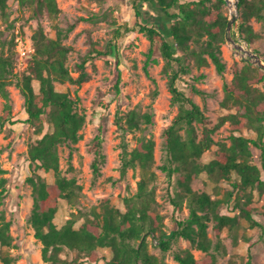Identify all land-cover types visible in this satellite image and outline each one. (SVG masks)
I'll use <instances>...</instances> for the list:
<instances>
[{"label": "rangeland", "instance_id": "374dc122", "mask_svg": "<svg viewBox=\"0 0 264 264\" xmlns=\"http://www.w3.org/2000/svg\"><path fill=\"white\" fill-rule=\"evenodd\" d=\"M61 13L51 18L46 12L37 15L31 2L9 0L7 17L0 19V52L12 54L14 58V74L18 78L29 74L31 60L36 54L33 36L42 29L51 39L57 38L58 29L67 33L64 44L72 49L68 56V67L74 77H78L77 65L90 51L97 48L101 56H96L86 65L90 75L89 81L81 84L56 83V89L69 92L80 98V112L86 115L87 122L81 130L82 138L74 145L62 146L59 149L60 172L46 171L39 168L29 157V148L42 136L39 125L29 123L25 112V97L16 86L17 78L7 87L12 105L11 122L5 124L0 131V193L4 197L0 205V225L10 223L12 245L3 247L0 244V264L3 257L12 258L11 264H47L43 260L42 243L36 239L31 223L34 208L33 186L29 178L41 176L48 183H55L58 177L75 179L82 186L79 197L70 202L62 199L55 224L61 228L67 221L74 219L76 228L89 220H93L96 212H101L105 202L125 213V199L133 198L139 192V183L143 173L139 165L128 168L122 176L124 153H132L139 141L155 142L154 163L151 172L154 180L150 188L154 191L155 210L164 217L165 230L168 234L174 231L177 217H188L190 209L188 196L181 186V174L172 177L162 167L168 164L165 145V132L172 125L180 111V103L174 102L170 90L171 78L178 74L176 87L189 96L191 86L198 87L203 94H195L193 99L204 111L209 126L216 127L220 119L232 111L223 105L225 101V84L234 79V65L243 67L238 51L228 42L222 45V57L227 68L220 75L209 56L207 66H199L195 56L183 54L178 50L171 36V19L163 18L149 2L144 0H57ZM230 17V8L226 9ZM140 13V16H138ZM157 26L169 37L174 57L181 62L167 60L158 40L152 42L141 31L142 25ZM256 38L252 45L243 39L237 28L233 36L249 50L264 60V21L252 20ZM72 28L71 30H69ZM69 30V31H68ZM195 47V44H192ZM151 49L152 57L149 58ZM148 70L145 69L148 61ZM253 64V63H252ZM254 65V64H253ZM264 71L261 67L254 65ZM202 77L195 81V78ZM264 93V81L255 84ZM39 92L40 85L34 81ZM6 100L0 95V117L5 113ZM136 112L139 127L130 129L128 116ZM235 112V110H233ZM153 114V123L143 118ZM43 134L53 130L48 117L42 119ZM180 134L185 139L186 130ZM245 136L257 139L255 130L244 128L234 132L231 122L221 125L212 134L215 144L198 160L205 166L211 163L219 149V143L231 145L230 137ZM102 138L105 159L100 165V173L95 175L93 164L96 159L95 144L97 137ZM253 163L263 162L262 150L251 146ZM129 157L130 154H129ZM232 181L239 180L232 173ZM232 182L211 176L206 171L199 173L191 183L192 189L198 193H207L212 199H224L226 193L233 189ZM251 191V190H250ZM251 204L255 218L264 224V192L254 189ZM174 201H182V208H177ZM226 204L221 210L231 214ZM237 212L231 214L236 215ZM209 237L212 241L210 253L217 256L218 264H248L250 254L254 264H264V230L252 227L245 219L234 230L224 228L220 235L214 231V222L209 223ZM150 252L160 258L163 264H177V256L191 252L198 260L206 258L207 253L184 238L173 241L171 249L163 252L158 242L149 238ZM101 258L110 259V249H100ZM71 259L76 253L65 252L64 257ZM100 263H103L101 259ZM85 264H95L85 262Z\"/></svg>", "mask_w": 264, "mask_h": 264}, {"label": "trees", "instance_id": "16d2710c", "mask_svg": "<svg viewBox=\"0 0 264 264\" xmlns=\"http://www.w3.org/2000/svg\"><path fill=\"white\" fill-rule=\"evenodd\" d=\"M31 2L37 15L46 12L51 18H57L61 9L57 0H19ZM156 9L163 17L171 19V38L178 50L196 57L199 66H207L209 56L217 72L223 75L227 65L222 57V45L226 43L229 15L226 11L225 0H144ZM9 0H0V19L7 17ZM239 18L235 24L238 32L249 45L254 43L256 33L252 20L264 21V0H239ZM140 16V13H138ZM70 28L69 30H71ZM68 30V31H69ZM149 39L161 43L162 52L167 60L181 62L174 57V49L169 37H166L157 26H141ZM1 32V31H0ZM1 34V33H0ZM67 33L58 29L57 38H49L42 29L33 36L36 54L31 60L29 74L21 78L14 74V58L12 54L0 52V95L6 100L5 113L0 117V131L6 123L11 122L12 105L7 87L17 78L16 86L25 97V112L29 123L38 124V132L42 135L29 148L31 162L37 163L39 168L46 171L60 172L59 149L62 146L77 144L81 138V130L87 119L80 112V98L73 97L69 92L56 89V83H71L81 85L90 79L86 65L96 56L103 53L97 48L90 51L81 63L77 65L78 77H74L69 69L68 56L72 49L63 42ZM195 44V47H192ZM259 53L258 50L255 51ZM151 49L149 58L152 57ZM148 61L145 69L148 70ZM243 67L234 65V79L231 84H225V101L223 105L232 112L223 116L220 123L211 128L204 111L193 99L195 94L203 92L195 85L191 86V94L185 95L176 87L178 74L170 81V90L174 102L180 103V111L172 125L165 132V145L168 154L163 170L169 177L181 174V186L189 200L190 213L188 217H177L174 231L168 234L164 229V217L159 214L153 204L155 196L150 182L154 179L151 167L155 161V142L153 140L139 141L132 153L125 152L122 176L128 168L140 166L143 178L139 183V192L133 198L125 199L127 211L121 212L108 202L101 212H94V219L76 228V221L71 219L59 228L55 218L62 199L74 202L82 191V186L75 179L58 177L51 184L45 178L37 176L29 178L33 186L34 208L31 223L35 230V237L43 245V260L47 264H163L160 258L150 252L149 238L158 242L163 252L171 249L173 241L184 238L196 244L199 249L207 253L203 260H198L191 252L177 256V264H218L217 256L210 253L212 241L209 237V223L214 222V231L220 235L224 228L234 230L245 219L252 227L264 230V224L258 221L251 206L252 192L259 189L264 192V160L259 164L253 163L251 146L262 150L264 156V93L255 87L264 81V71L254 66L248 60H242ZM202 77L195 78V81ZM34 81L40 85L39 92L35 90ZM235 110V112H233ZM48 117L53 130L43 134L42 119ZM147 123H153V114L143 116ZM130 129L139 127L137 113L128 116ZM231 122L234 132L244 128L255 130L257 139L233 134L231 145L219 143L215 159L208 165L198 164V160L215 144L212 134L221 125ZM186 130L184 139L180 134ZM102 138L97 137L95 144L96 159L93 164L95 175L100 173V165L105 156ZM129 154L131 157H129ZM206 171L211 176L232 182L233 189L226 193L224 199L214 200L207 193H198L192 189L191 183L199 173ZM232 173L238 175L239 180L232 181ZM251 190V191H250ZM0 193V205L3 201ZM177 208H182V201H174ZM228 206L227 214L221 210L222 205ZM10 223L0 225V244L3 247L12 245ZM110 249V259L101 258L100 249ZM65 252L76 253L73 259L64 257ZM5 264H11L12 258L3 257ZM248 264H254L250 254Z\"/></svg>", "mask_w": 264, "mask_h": 264}, {"label": "water", "instance_id": "95a60500", "mask_svg": "<svg viewBox=\"0 0 264 264\" xmlns=\"http://www.w3.org/2000/svg\"><path fill=\"white\" fill-rule=\"evenodd\" d=\"M230 8V0H225ZM239 0H236L235 5V12L230 13V19L227 26V40L229 43L233 45V47L238 51V54L242 58H246V60L250 61L254 65H257L264 69V60L254 53L253 51L247 49L240 40H237L233 36V31L235 28V24L237 22V19L239 18V9H238ZM230 10H232L230 8Z\"/></svg>", "mask_w": 264, "mask_h": 264}, {"label": "bare ground", "instance_id": "6f19581e", "mask_svg": "<svg viewBox=\"0 0 264 264\" xmlns=\"http://www.w3.org/2000/svg\"><path fill=\"white\" fill-rule=\"evenodd\" d=\"M236 0H230V8L235 12Z\"/></svg>", "mask_w": 264, "mask_h": 264}, {"label": "built area", "instance_id": "2783aa9c", "mask_svg": "<svg viewBox=\"0 0 264 264\" xmlns=\"http://www.w3.org/2000/svg\"><path fill=\"white\" fill-rule=\"evenodd\" d=\"M232 12H234V11L230 10V13H232Z\"/></svg>", "mask_w": 264, "mask_h": 264}]
</instances>
